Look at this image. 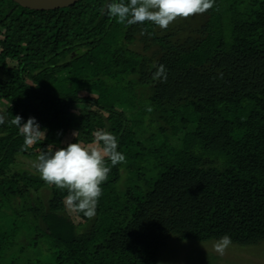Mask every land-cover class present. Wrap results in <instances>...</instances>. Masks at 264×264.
Returning a JSON list of instances; mask_svg holds the SVG:
<instances>
[{
    "label": "trees",
    "instance_id": "1",
    "mask_svg": "<svg viewBox=\"0 0 264 264\" xmlns=\"http://www.w3.org/2000/svg\"><path fill=\"white\" fill-rule=\"evenodd\" d=\"M110 2L41 11L0 0V264H161L171 241L225 234L234 246H264V0H214L166 30L118 23ZM160 64L167 82L153 79ZM75 70L68 97L62 79ZM5 90L21 94L15 109ZM16 114L35 117L46 139L22 150L8 123ZM100 129L126 161L108 162L91 219L16 164L49 144L87 145ZM199 253V264L220 261Z\"/></svg>",
    "mask_w": 264,
    "mask_h": 264
},
{
    "label": "clouds",
    "instance_id": "2",
    "mask_svg": "<svg viewBox=\"0 0 264 264\" xmlns=\"http://www.w3.org/2000/svg\"><path fill=\"white\" fill-rule=\"evenodd\" d=\"M214 0H111L106 10L111 18L128 26L150 22L160 29H167L178 18L187 19L196 14H203L212 9ZM149 35L146 29L141 35ZM155 66V65H154ZM156 67L154 80L167 82V69L163 64ZM222 73L220 74L222 78ZM5 117L0 115V125ZM19 129L23 137L22 150H27L39 141L46 139V130H42L35 117L22 123V117L16 115L9 122ZM78 133L72 135L78 140ZM94 140L87 145L79 142L67 143L64 147L49 144L32 162V168L48 185L59 190H66L63 203L72 212L83 213L89 219L95 217L101 185L108 179L111 166L124 163L125 155L118 151L117 137L103 129L93 133ZM227 234L214 244V250L221 256L231 245Z\"/></svg>",
    "mask_w": 264,
    "mask_h": 264
},
{
    "label": "rangeland",
    "instance_id": "3",
    "mask_svg": "<svg viewBox=\"0 0 264 264\" xmlns=\"http://www.w3.org/2000/svg\"><path fill=\"white\" fill-rule=\"evenodd\" d=\"M239 4L240 1H233L232 3H229L225 6L224 15L228 24L233 21L237 22V20L235 19L237 13L236 8ZM123 71H126V67H123ZM78 75L79 72L75 70L72 71L69 76L63 77V81H65L66 83L69 82V85L65 87L64 95L68 97L75 96L76 87L73 86V84L74 82H76ZM53 80L54 78H52L51 76L39 77L37 79L38 82H52ZM4 92L7 95L12 93L6 90ZM12 94L13 98H11V108L15 109L17 107L16 102L20 100L21 94H19L18 92ZM18 150V144H16L14 149L10 151L9 155H13V153L17 152ZM34 160L35 159L21 157L19 159V162H17L16 160V164L21 167L29 166L32 168V162ZM48 194L49 191L47 190L42 192L40 195L45 196ZM214 244L215 242L201 244L194 242L171 241L165 253L163 254L161 264H199V259L201 258L200 256H202V254L199 253L201 250L211 252L212 254L220 258V261L217 260V262L215 261L213 264H264V246L242 248L230 245L225 251V254L221 256L214 250ZM24 254L26 255V252H24Z\"/></svg>",
    "mask_w": 264,
    "mask_h": 264
},
{
    "label": "water",
    "instance_id": "4",
    "mask_svg": "<svg viewBox=\"0 0 264 264\" xmlns=\"http://www.w3.org/2000/svg\"><path fill=\"white\" fill-rule=\"evenodd\" d=\"M23 7L33 10H55L69 7L79 0H13Z\"/></svg>",
    "mask_w": 264,
    "mask_h": 264
}]
</instances>
